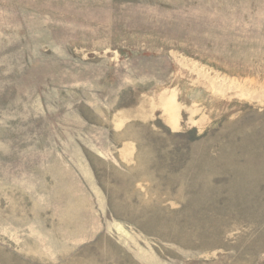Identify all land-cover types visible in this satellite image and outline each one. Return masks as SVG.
<instances>
[{
	"label": "rangeland",
	"instance_id": "rangeland-1",
	"mask_svg": "<svg viewBox=\"0 0 264 264\" xmlns=\"http://www.w3.org/2000/svg\"><path fill=\"white\" fill-rule=\"evenodd\" d=\"M0 264H264V0H0Z\"/></svg>",
	"mask_w": 264,
	"mask_h": 264
}]
</instances>
